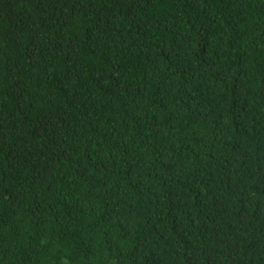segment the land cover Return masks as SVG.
<instances>
[{
  "label": "trees",
  "instance_id": "1",
  "mask_svg": "<svg viewBox=\"0 0 264 264\" xmlns=\"http://www.w3.org/2000/svg\"><path fill=\"white\" fill-rule=\"evenodd\" d=\"M0 264H264V0H0Z\"/></svg>",
  "mask_w": 264,
  "mask_h": 264
}]
</instances>
